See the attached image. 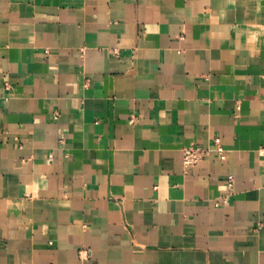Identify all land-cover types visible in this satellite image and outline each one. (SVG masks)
I'll list each match as a JSON object with an SVG mask.
<instances>
[{
  "label": "crops",
  "instance_id": "crops-1",
  "mask_svg": "<svg viewBox=\"0 0 264 264\" xmlns=\"http://www.w3.org/2000/svg\"><path fill=\"white\" fill-rule=\"evenodd\" d=\"M0 264H264V0H0Z\"/></svg>",
  "mask_w": 264,
  "mask_h": 264
},
{
  "label": "built area",
  "instance_id": "built-area-1",
  "mask_svg": "<svg viewBox=\"0 0 264 264\" xmlns=\"http://www.w3.org/2000/svg\"><path fill=\"white\" fill-rule=\"evenodd\" d=\"M4 89L9 90L10 87L7 83H4ZM4 99L6 96H2ZM57 117V114H54V118ZM135 116L129 118V122L133 123ZM210 151H214L217 157L220 160L225 159V149L221 144L219 137H214L212 139L211 147H201V146H186L182 148V167L183 171L186 173L192 166L199 162L202 158L209 154ZM225 183L228 188V191L231 192L234 184L233 174H227L225 176Z\"/></svg>",
  "mask_w": 264,
  "mask_h": 264
}]
</instances>
